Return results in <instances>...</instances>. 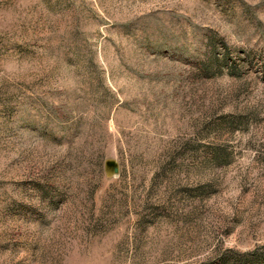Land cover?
Listing matches in <instances>:
<instances>
[{
  "label": "rangeland",
  "instance_id": "1",
  "mask_svg": "<svg viewBox=\"0 0 264 264\" xmlns=\"http://www.w3.org/2000/svg\"><path fill=\"white\" fill-rule=\"evenodd\" d=\"M0 264H264V0H0Z\"/></svg>",
  "mask_w": 264,
  "mask_h": 264
},
{
  "label": "water",
  "instance_id": "2",
  "mask_svg": "<svg viewBox=\"0 0 264 264\" xmlns=\"http://www.w3.org/2000/svg\"><path fill=\"white\" fill-rule=\"evenodd\" d=\"M106 166L109 168H112L113 173H117L118 172V167L116 166V164L112 161H109L106 163Z\"/></svg>",
  "mask_w": 264,
  "mask_h": 264
}]
</instances>
